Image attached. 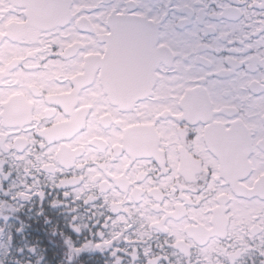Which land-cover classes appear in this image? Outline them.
<instances>
[{
  "label": "snow or ice",
  "instance_id": "1",
  "mask_svg": "<svg viewBox=\"0 0 264 264\" xmlns=\"http://www.w3.org/2000/svg\"><path fill=\"white\" fill-rule=\"evenodd\" d=\"M0 264H264V0H0Z\"/></svg>",
  "mask_w": 264,
  "mask_h": 264
}]
</instances>
